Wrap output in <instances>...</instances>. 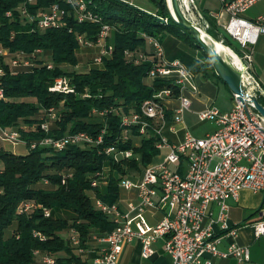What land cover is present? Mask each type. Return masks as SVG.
<instances>
[{
    "label": "trees",
    "instance_id": "1",
    "mask_svg": "<svg viewBox=\"0 0 264 264\" xmlns=\"http://www.w3.org/2000/svg\"><path fill=\"white\" fill-rule=\"evenodd\" d=\"M87 1H91L90 8L100 16V22L79 23L74 8L64 0H33L31 4L28 0H0V45L9 49V56L0 55V68L5 72L0 76L5 92V98L0 99V125L18 129L28 141L39 140L47 135L41 130L42 117L39 115L55 107L59 119L53 122L50 133L55 137L77 131L97 136L106 127L101 145H70L60 151L37 146L24 155L0 149L3 165L0 168L3 189L0 193V264H34L37 249L52 253L58 264H84L66 237V230L76 229L82 246L86 247V241L93 234L109 233L116 226L110 217L95 208L89 196L91 189L104 201L117 202L121 192L120 177L142 171L160 153L156 146L158 138L152 134L139 136L136 129L131 138L117 141V145L120 149H133L139 155L138 160L124 158L115 162L100 151L115 144L121 135V115L136 110L165 84L159 79L148 83L147 73L152 62L146 60L136 64L126 58L127 50H139L152 56L154 52L146 36L161 41L166 31H172L204 53L207 65L202 64L201 69L215 70L207 53L174 21L166 0H149L156 8L154 12L122 0ZM55 2L65 10L66 23L60 27L41 29L21 10L26 4L29 13L34 15ZM7 12L11 15L7 16ZM103 24L112 27L108 42L114 46L113 54L104 57L100 68L76 69L81 47L78 36L83 35L96 43ZM37 49H42L49 59H33L30 66L11 65L8 57L18 53L30 57ZM49 62L53 63V68H48ZM60 76L72 77L78 94L51 91L52 82ZM85 92L87 97L83 96ZM258 98L264 104L260 93ZM94 109H107L108 112L105 116L94 117ZM106 166L109 167L106 189L93 188L96 173ZM66 170L72 174L64 183L63 171ZM46 178L49 183L45 185ZM22 201L41 204L51 210V215L45 216L43 208L19 214L17 208ZM11 227L14 228L7 237L6 231ZM35 231L41 232L46 239L34 236Z\"/></svg>",
    "mask_w": 264,
    "mask_h": 264
},
{
    "label": "built area",
    "instance_id": "2",
    "mask_svg": "<svg viewBox=\"0 0 264 264\" xmlns=\"http://www.w3.org/2000/svg\"><path fill=\"white\" fill-rule=\"evenodd\" d=\"M69 3L75 12L79 23L85 21L100 22L101 18L90 8L91 1L64 0ZM133 5L132 1L122 0ZM191 12L197 17V23L206 30H211L210 20L197 8L195 0H188ZM222 11L216 15L217 24L227 37L236 42L240 51L232 49L226 44L224 36L218 37L220 42L228 46L238 56L242 69L247 66V85L253 94L260 88L251 85L249 70L253 61V47L257 44L260 34L264 33V13L255 20L245 18L244 13L260 0H220ZM31 4L33 0H28ZM183 8V6H182ZM22 13L34 20L38 27L46 29L65 25L63 15L65 10L57 3L50 5L49 9H40L34 15L28 11L26 4L21 6ZM184 10V9H183ZM185 12V11H184ZM7 16L11 12L6 13ZM211 16H215L212 14ZM96 43L79 35V41L88 46H98V55L93 58L94 65H102L104 57L113 54L114 46L108 42L112 27L103 24ZM148 43L153 48L152 56L141 51H126V58L136 64L149 60L152 65L147 73V78L165 81L160 89L139 104L136 110L121 115V135L115 144L105 146L102 150L111 156L115 162L128 158L136 160L139 155L133 149H120L117 141H125L133 136L136 129L139 136L152 134L158 138L157 148L162 153L160 160L151 162L143 167L142 171H134L120 177L119 187L128 191H135L137 201L129 200L125 208L118 202L109 203L97 196L95 190L91 199L96 209L105 213L115 223V228L106 234H93L92 238L103 246L95 257V264H118L119 257L125 243L139 238L142 243L141 255L151 258L154 254L153 243L160 238L165 240V252L171 257V264H213L216 256L235 257L240 262L250 259V248L233 243L227 251H220L218 245L221 235L216 234L214 225L218 224L222 231L232 236H237L238 229L228 223L229 205L228 198L238 199L244 189L264 192V117L252 102H243L238 99V94L233 93V106L228 112H221L212 106L198 112L201 121H213L217 125L214 132L204 137L193 135L185 130L183 139L179 142L169 140L165 135L167 125L172 122L182 123L185 111L192 107V99L188 93L197 94L198 86L194 74L179 60L168 61L164 58V50L160 40L146 36ZM42 49H37L32 56L26 57L18 53L11 58V65L30 66ZM0 55H3L0 49ZM53 63H48V68H53ZM78 67V66H77ZM0 68V76L4 75ZM50 90L64 94H78L76 84L72 77L60 76L52 82ZM84 97L88 93L83 94ZM5 98L4 88L0 83V99ZM178 102L172 108L173 102ZM114 110V108H109ZM108 110H93L100 116H105ZM59 119L55 107L44 111L41 130L47 135L39 140L28 141L24 139L18 129L0 125V140L18 142L29 145L30 148L51 147L60 151L70 145L91 146L104 143L103 133L106 127L97 136L86 131L67 133L60 137L50 135L53 122ZM172 131H177L176 125H171ZM182 162V164H181ZM107 167V166H106ZM106 167L96 173L92 180L93 188H101L107 183ZM71 172L63 175V182ZM135 175L136 181L129 176ZM48 184L49 179H44ZM3 189L0 187V193ZM216 203L219 213L211 217L205 224V219L212 216L210 206ZM34 208H43L45 216L51 215L49 208L33 201H22L17 208V213H27ZM148 208H163L166 213L164 218L156 225H151L145 216ZM255 235L264 236V218L252 223ZM34 236L41 240L46 237L41 232L35 231ZM71 245L81 253V237L76 229L68 232ZM40 264H58L56 256L52 253L35 250Z\"/></svg>",
    "mask_w": 264,
    "mask_h": 264
},
{
    "label": "crops",
    "instance_id": "3",
    "mask_svg": "<svg viewBox=\"0 0 264 264\" xmlns=\"http://www.w3.org/2000/svg\"><path fill=\"white\" fill-rule=\"evenodd\" d=\"M132 1L133 5L141 8L145 11L154 12L156 10L154 4L152 3V8H147L145 4L141 2H137L138 0H129ZM196 6L198 10L205 16L212 15L213 21L210 20L212 25L211 30H213L214 35L220 37L221 35L226 38V44H228V40L230 39L225 34L224 30L218 26L216 15L220 14L222 11V4L220 0H195ZM50 6L48 7V9ZM169 8V7H168ZM264 13V0L258 1L254 6H252L249 10L244 13V17L249 20H255L258 18L260 14ZM187 15V14H186ZM189 18L192 17V14L187 15ZM194 18V17H192ZM197 22V20H194ZM209 30V31H211ZM217 37V38H218ZM229 45V44H228ZM92 48H96V52L98 53V46H90ZM152 48V47H151ZM0 49L3 51V56H9V49L4 48L0 45ZM81 50V49H80ZM153 51V48H152ZM83 52V51H82ZM96 53V55H98ZM42 54H44L43 50L38 54L37 59L42 58ZM79 54V53H78ZM165 54V51H164ZM95 55V56H96ZM94 56V57H95ZM93 57V58H94ZM165 58L170 61L171 59L178 60L176 57ZM226 57V56H225ZM11 59L10 57H8ZM44 58V57H43ZM206 59L202 58L196 66H190L186 62H182L186 68L194 74L196 85L198 86L199 92L197 94L188 93L190 98L192 99V107L185 111L184 121L180 124L170 122L166 129L165 135L166 137L173 141L179 142L183 139L184 131H190L193 135H196L191 129L190 121L192 116L196 117L199 122H207L201 121L198 118V112L210 108L212 106L218 107V109L225 113L231 110L233 106V92L231 97V103H224L221 105H217V100L219 98V90L220 84H223L227 89L230 90L228 85L224 83L221 79L218 78V74L214 69H201V65L205 64ZM251 67L249 70V76L251 80V84L258 88L264 89V33L260 34L259 40L256 45L253 47V61H251ZM207 63L205 64V66ZM199 74V75H197ZM148 83H151V79L148 78ZM259 91L257 92V94ZM178 102L174 101L172 104V108H176L178 106ZM42 117V116H41ZM211 123V129L204 132V137L208 133H212L217 129V125L213 121H209ZM171 125H176L177 131H172L170 129ZM26 128V127H25ZM139 142V140H137ZM137 142V144H138ZM163 152H160L157 155V158L162 156ZM155 157V160H157ZM108 183V182H107ZM104 184V183H103ZM106 189V188H105ZM120 197L118 199L122 208H125L126 203L129 200L137 201V196L135 191L128 192L126 197H123L122 188L120 187ZM89 196H92V192H89ZM117 201V202H118ZM227 203L229 205V216L228 223L231 227H236L238 229L237 236H232V234L222 231L218 224L214 225V230L216 234L221 235V241L218 245L220 251H227L229 246L233 243H237L243 246H248L250 248V259L239 261L235 257H221L216 256L213 260V264H264V236L255 235V230L252 226V223L264 218V192L253 191L251 189H244L241 191L239 198L236 200L234 198H228ZM212 216H208L205 219V224L210 221L211 217H216L219 213V207L216 203H213L210 206ZM166 210L163 208H148L146 210L145 216L147 221L151 225L158 224L165 216ZM67 231V236H68ZM66 235V234H65ZM103 246V244L98 243L92 237L86 241V247L84 251L81 253L79 250L75 248V252L81 256L84 264H95L94 260L97 256L99 249ZM154 249V254L151 258H143L141 255L142 243L139 238L133 239L132 242L125 243L123 246V250L119 257L118 264H171V257L165 252V240L163 238L158 239L152 245ZM34 264H40L39 257L35 255Z\"/></svg>",
    "mask_w": 264,
    "mask_h": 264
},
{
    "label": "rangeland",
    "instance_id": "4",
    "mask_svg": "<svg viewBox=\"0 0 264 264\" xmlns=\"http://www.w3.org/2000/svg\"><path fill=\"white\" fill-rule=\"evenodd\" d=\"M137 2H141V3L145 4V6L147 8H150V9L152 8V3L149 2V0H138ZM206 16L211 21H213V18L210 15H206ZM210 32H213V30H211ZM228 41H229L228 44L232 47V49H235L236 51H240V48L238 47L236 42L232 41L231 39H229ZM160 42L162 44L163 50L165 51L164 58H166V59L170 58L169 56H171V58L176 57L177 59L179 58L178 60L181 63L186 62L190 66H196L197 63H199V61H201L202 58L205 57L204 53L199 48H197L194 45H191L188 40L175 35L174 32H172V31H166L164 36H163V39ZM80 49L78 51L80 62H79V66L76 69L83 70L85 67H87V68H92V67H99L100 68V67H102V65L99 66V65L93 64V57L97 53L96 48H92V47L88 46L86 43L81 42ZM41 56L44 57L45 59H49V57L46 53L42 54ZM172 60L173 59H171L170 61H172ZM68 67L70 68V66H68ZM197 75H199V74H197ZM220 85H221L220 86L221 90H219L220 92H219V98L217 100V105L219 106V105H221V103L222 104L228 103V105H229V103H231V101H232L231 100L232 92H231V90L227 89L223 84H220ZM43 115L44 114L41 111L39 117H41V116L43 117ZM94 117H100V116L99 115L97 116V114H96ZM190 126H191V129L194 130L193 132L196 135L203 136L204 132L207 130H210L212 125H211V123H209V120L207 122H199L196 119V117L192 116V119L190 121ZM137 142L138 141L136 139V143ZM0 149L8 151V152H13L15 154L24 155V154H27L29 152L30 146L26 145L24 143H21V142L13 144L10 141L0 140ZM162 152L165 153V151H162ZM158 160H160V158H157V161ZM2 167H3V165L0 162V168H2ZM66 173H67V170L63 171V174H66ZM108 173H109V167L107 166L106 167V173H105L106 176ZM129 177H131L135 181L137 180L135 178L136 177L135 175L129 176ZM104 179L106 181H108L107 177H105ZM106 185H107V183L101 184V189L104 190ZM128 192H130V191L123 189L122 190L123 197H126L127 194H129ZM145 214H147V213H145ZM13 228L14 227L7 229V231H6L7 237L11 234ZM66 237H67V230H66Z\"/></svg>",
    "mask_w": 264,
    "mask_h": 264
},
{
    "label": "water",
    "instance_id": "5",
    "mask_svg": "<svg viewBox=\"0 0 264 264\" xmlns=\"http://www.w3.org/2000/svg\"><path fill=\"white\" fill-rule=\"evenodd\" d=\"M181 2V0H168L169 12L174 21L188 31L197 44L207 53L217 74L233 93L238 94V99L243 102H252L256 110L264 117V104L260 102L258 94H253L247 85L249 82L246 75L247 66L243 65L242 69H239L230 58L225 57L218 50V46L222 44L220 40L200 24L191 20L184 12ZM259 93L264 97L263 88H260Z\"/></svg>",
    "mask_w": 264,
    "mask_h": 264
},
{
    "label": "bare ground",
    "instance_id": "6",
    "mask_svg": "<svg viewBox=\"0 0 264 264\" xmlns=\"http://www.w3.org/2000/svg\"><path fill=\"white\" fill-rule=\"evenodd\" d=\"M166 1H167V5H168V0H166ZM181 1H182L181 3H182V6H183V9H184L185 13L187 15L188 14H192V17H194V18L191 17L190 19L193 20V21L197 20V17L195 16V14L193 12H191V7H190L189 1L188 0H181ZM218 50H220L224 54V56H229L231 58L232 62H234L236 65L241 66V62H240L238 56L228 46H226L224 44L223 45L220 44L218 46Z\"/></svg>",
    "mask_w": 264,
    "mask_h": 264
},
{
    "label": "clouds",
    "instance_id": "7",
    "mask_svg": "<svg viewBox=\"0 0 264 264\" xmlns=\"http://www.w3.org/2000/svg\"><path fill=\"white\" fill-rule=\"evenodd\" d=\"M209 63H212V61L210 60Z\"/></svg>",
    "mask_w": 264,
    "mask_h": 264
}]
</instances>
